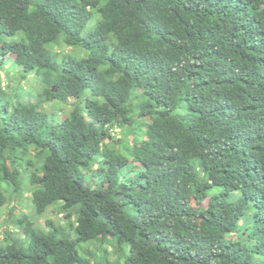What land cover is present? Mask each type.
<instances>
[{
  "label": "trees",
  "instance_id": "1",
  "mask_svg": "<svg viewBox=\"0 0 264 264\" xmlns=\"http://www.w3.org/2000/svg\"><path fill=\"white\" fill-rule=\"evenodd\" d=\"M0 210V264H264V0H0Z\"/></svg>",
  "mask_w": 264,
  "mask_h": 264
},
{
  "label": "rangeland",
  "instance_id": "2",
  "mask_svg": "<svg viewBox=\"0 0 264 264\" xmlns=\"http://www.w3.org/2000/svg\"><path fill=\"white\" fill-rule=\"evenodd\" d=\"M64 50H65V49H64ZM0 213H2V210H0ZM25 214H27V213H18V214H15V217H16V218H20V217H23ZM87 246L89 247V245L86 243V244H82V245L78 248L79 256H80L83 260H84V259H88L87 255H86V256L82 255L83 251L85 250V247H87ZM128 248H129V246H128L127 244L124 245V247H123V249H124L125 251H128ZM96 249H99L98 252H101V258L103 259L102 262H105L106 260H109V257H108L107 254H106V250H107V248H106V244L103 245V246H101L100 248L97 247ZM109 250H110V249H109Z\"/></svg>",
  "mask_w": 264,
  "mask_h": 264
}]
</instances>
